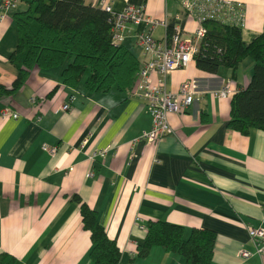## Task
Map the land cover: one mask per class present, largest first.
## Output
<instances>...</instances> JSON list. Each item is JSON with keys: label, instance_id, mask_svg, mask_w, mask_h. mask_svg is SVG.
Segmentation results:
<instances>
[{"label": "crops", "instance_id": "1", "mask_svg": "<svg viewBox=\"0 0 264 264\" xmlns=\"http://www.w3.org/2000/svg\"><path fill=\"white\" fill-rule=\"evenodd\" d=\"M108 1L116 11L129 3L143 6L147 15L168 22L180 16L187 33L198 26L182 0ZM236 1L244 4L242 35L249 42L264 30V0ZM25 6L20 0L8 13L0 6V83L7 87L18 75L10 60L19 41L13 13ZM146 30L163 40L168 26L128 23L123 43L142 63L148 55L138 36ZM253 66L248 57L236 72L222 66L212 73L195 60L172 70L168 87L178 91L194 79V99L169 113L174 131L152 144L142 137L152 125L142 96L116 86L89 91L86 75L71 86L63 82L61 66L34 67L17 91L0 95V253L13 254L17 264H96L81 214L85 201L117 240L118 264L185 262L162 245L137 256L148 222L156 219L183 225L185 238L195 227L215 230L209 264H264V254H241V248L255 250L248 225L264 223V129L230 128L234 93H213L228 80L234 89L246 86ZM6 106L18 116L3 117Z\"/></svg>", "mask_w": 264, "mask_h": 264}, {"label": "trees", "instance_id": "2", "mask_svg": "<svg viewBox=\"0 0 264 264\" xmlns=\"http://www.w3.org/2000/svg\"><path fill=\"white\" fill-rule=\"evenodd\" d=\"M25 8L13 13L19 41L10 56L18 75L11 87L0 83V95L17 91L34 67L61 66L65 84H84L89 91H108L114 86L133 92L139 80L142 61L122 41L113 38L110 12L86 0H24ZM176 19L168 25V38ZM206 34L194 60L198 67L212 73L226 66L236 72L245 58L254 61L248 84L231 98L230 128L249 133L264 129V30L246 42L242 26L218 19L205 21ZM52 90L49 95H52ZM79 199V197H77ZM84 227L91 232L90 256L96 264H118L121 248L100 222L97 210L81 203ZM143 241L138 243V257L147 256L152 246L162 245L185 256L183 264H209L213 260L217 238L215 230L193 228L184 237L179 223L156 219L148 222ZM0 264H17L9 252L0 253Z\"/></svg>", "mask_w": 264, "mask_h": 264}, {"label": "built area", "instance_id": "3", "mask_svg": "<svg viewBox=\"0 0 264 264\" xmlns=\"http://www.w3.org/2000/svg\"><path fill=\"white\" fill-rule=\"evenodd\" d=\"M20 0H3L0 6L4 13H8L18 6ZM96 5L110 12L109 21L112 23L113 38L122 41L125 38L124 31L129 22L139 23L146 21L151 25L163 22L145 13L144 7L133 3L127 4L123 10L116 11L108 0H96ZM186 14L195 16L198 26L187 33L182 26L180 16H176L174 31L171 38L157 39L151 30L142 31L138 36V43L142 46L148 58L143 62L139 71V80L133 93L146 99L152 115V125L144 130L142 137L147 143L158 142L167 134L174 131L169 120V113L187 108L194 99L196 82L194 79L184 80L178 91L168 87L167 75L174 69L187 65L194 60L195 53L199 50L200 42L206 34L205 21L218 19L223 22L240 25L243 27L245 19L244 4L236 0H182ZM154 74H159L154 78ZM237 89L232 87L231 80L222 87L213 91L215 95H232ZM71 104L64 103L63 109H68ZM18 116V112L6 106L3 117L8 115ZM54 147L51 148L53 150ZM249 233L255 243V250L241 248L244 257L251 256L254 252L264 254V223L248 225Z\"/></svg>", "mask_w": 264, "mask_h": 264}]
</instances>
